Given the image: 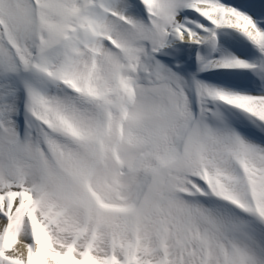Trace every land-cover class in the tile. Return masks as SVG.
<instances>
[{
	"label": "snow or ice",
	"instance_id": "1",
	"mask_svg": "<svg viewBox=\"0 0 264 264\" xmlns=\"http://www.w3.org/2000/svg\"><path fill=\"white\" fill-rule=\"evenodd\" d=\"M0 264H264V0H0Z\"/></svg>",
	"mask_w": 264,
	"mask_h": 264
}]
</instances>
